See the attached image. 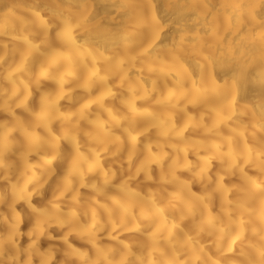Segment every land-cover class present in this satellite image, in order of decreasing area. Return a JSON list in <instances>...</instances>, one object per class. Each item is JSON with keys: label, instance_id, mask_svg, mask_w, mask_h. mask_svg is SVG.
<instances>
[{"label": "bare ground", "instance_id": "6f19581e", "mask_svg": "<svg viewBox=\"0 0 264 264\" xmlns=\"http://www.w3.org/2000/svg\"><path fill=\"white\" fill-rule=\"evenodd\" d=\"M0 264H264V0H0Z\"/></svg>", "mask_w": 264, "mask_h": 264}]
</instances>
